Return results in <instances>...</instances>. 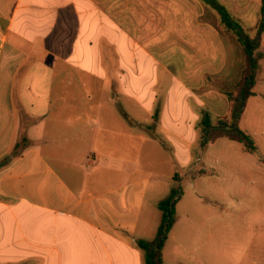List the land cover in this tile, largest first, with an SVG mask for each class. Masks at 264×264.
Here are the masks:
<instances>
[{"label":"crops","instance_id":"obj_1","mask_svg":"<svg viewBox=\"0 0 264 264\" xmlns=\"http://www.w3.org/2000/svg\"><path fill=\"white\" fill-rule=\"evenodd\" d=\"M214 1L255 28L261 0ZM243 67L204 0H0V264H144L139 220L162 200L130 180L144 142L228 117ZM253 93L255 150L233 141L226 164L264 184V58Z\"/></svg>","mask_w":264,"mask_h":264},{"label":"rangeland","instance_id":"obj_2","mask_svg":"<svg viewBox=\"0 0 264 264\" xmlns=\"http://www.w3.org/2000/svg\"><path fill=\"white\" fill-rule=\"evenodd\" d=\"M243 14L250 25L256 13L248 10ZM245 30L249 36L255 34V28ZM159 123L164 128L170 127L168 120H160L157 126ZM179 128L187 141H171L172 146L165 141L166 148L154 141L144 142L137 159L144 172L130 178H143V184L156 189L155 194L161 199L177 185L182 191L163 247V264H264V184L261 175L252 174V178H248L247 174H242L235 178L226 164L228 155L235 153L233 141L223 139L206 151L200 145L198 124L196 132H191L185 122L179 124ZM247 157L255 160L260 156L249 153ZM159 221L158 207L146 204L139 220L137 238L152 240Z\"/></svg>","mask_w":264,"mask_h":264},{"label":"trees","instance_id":"obj_3","mask_svg":"<svg viewBox=\"0 0 264 264\" xmlns=\"http://www.w3.org/2000/svg\"><path fill=\"white\" fill-rule=\"evenodd\" d=\"M207 1L219 15L221 23L230 31L240 44L244 67L240 78L232 91L226 93L230 102V115L220 117L215 122L206 115L200 121L201 148H206L217 139H227L240 143L247 152L255 150L253 139L240 127L239 121L245 110L248 99L254 94L253 87L259 69V62L264 58L260 50L262 34H264V0H261L259 17L255 25V34L249 36L243 26L232 20L226 9L214 0ZM178 180V177L175 176ZM182 196L180 186L174 187L170 193L157 203L160 221L152 240L137 239L136 246L142 251L144 264H163V247L174 222L176 204Z\"/></svg>","mask_w":264,"mask_h":264}]
</instances>
